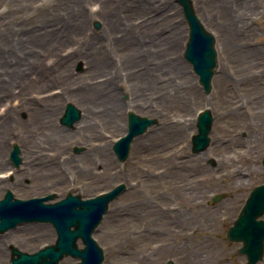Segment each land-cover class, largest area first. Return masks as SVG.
I'll return each mask as SVG.
<instances>
[{
	"label": "rangeland",
	"instance_id": "rangeland-1",
	"mask_svg": "<svg viewBox=\"0 0 264 264\" xmlns=\"http://www.w3.org/2000/svg\"><path fill=\"white\" fill-rule=\"evenodd\" d=\"M191 1L216 39L208 95L183 58L188 27L176 0H0V199L6 190L24 200L85 199L123 183L93 233L102 264L245 261L225 233L260 180L252 158L264 151V0ZM88 88L99 95L86 112L72 93ZM68 102L81 111L71 128L59 122ZM205 108L210 144L192 154ZM128 111L157 123L121 163L112 146ZM55 238L50 224H20L0 234V264H9L10 246L33 253Z\"/></svg>",
	"mask_w": 264,
	"mask_h": 264
},
{
	"label": "water",
	"instance_id": "water-1",
	"mask_svg": "<svg viewBox=\"0 0 264 264\" xmlns=\"http://www.w3.org/2000/svg\"><path fill=\"white\" fill-rule=\"evenodd\" d=\"M180 4L188 26V40L183 53L184 59L192 66L198 77L204 94L212 89V77L217 67V52L215 37L206 30L195 13L191 0H177ZM94 27H100L99 22ZM81 118V111L72 103L66 105L60 123L72 127ZM213 117L210 109L200 111L196 118L197 132L191 137V152L198 154L207 149L210 143L209 133ZM157 123L129 111L127 113V132L113 145V151L120 162L126 161L130 146L135 137L146 132L148 127ZM79 150V149H78ZM20 149L13 145L10 160L15 167L21 163ZM126 186L119 184L114 188L83 200L80 195L68 193L64 198L54 203H45L55 199L51 194L40 198L22 200L15 198L10 190L0 199V234L15 228L22 223H50L56 232L53 244L46 245L33 253L20 251L10 247L9 264H58L65 257L79 260L76 264H102L104 253L92 237L95 229L101 223L109 204L116 200ZM223 197L218 194L214 201ZM264 214V184L256 186L245 205L242 207L233 225L226 231V239L233 243H241L239 255H244L246 261L240 264H257L264 253V220H258ZM78 240L83 247L78 246ZM167 264H173L169 261Z\"/></svg>",
	"mask_w": 264,
	"mask_h": 264
},
{
	"label": "bare ground",
	"instance_id": "bare-ground-1",
	"mask_svg": "<svg viewBox=\"0 0 264 264\" xmlns=\"http://www.w3.org/2000/svg\"><path fill=\"white\" fill-rule=\"evenodd\" d=\"M131 79V78H130ZM131 81H132V79H131ZM96 91H97V93H96ZM68 95H71L70 94V92H68L67 93ZM72 95H74L79 101H81L82 103H83V105H85V111L87 112V111H89V108H88V106L86 105V103H88V101L89 100H91L92 99V96H97V95H99V93H98V90H97V88H92V89H85L84 91H81V92H79V91H75V92H73L72 93ZM114 96H115V99H117V94H114ZM46 100H43V101H41V102H45ZM47 101H56L54 98H51V99H48ZM53 112V108H51L50 109V113H52ZM83 115V114H82ZM112 118H114V117H112ZM112 118H110L111 120H109V122H112V121H114V119H112ZM116 121H114V123H115ZM87 125H88V122L86 121V120H84V122H83V126H81L80 128L82 129V128H86L87 127ZM91 151H93V152H91L92 154H94V155H96V153H100L98 150L96 151V150H91ZM27 152H29L30 153V150H28L27 149ZM5 182H6V180L5 179H0V187H1V185H4L5 184ZM28 229H30L29 227H22V228H20L17 232L15 231V232H11V233H9L7 236L10 238V239H13L14 237H16L17 238V235H18V233H22V232H27L28 231Z\"/></svg>",
	"mask_w": 264,
	"mask_h": 264
},
{
	"label": "flooded vegetation",
	"instance_id": "flooded-vegetation-1",
	"mask_svg": "<svg viewBox=\"0 0 264 264\" xmlns=\"http://www.w3.org/2000/svg\"><path fill=\"white\" fill-rule=\"evenodd\" d=\"M244 137H247L246 136V134L244 135ZM258 144L256 143V146H257ZM263 145L264 144H262V147H263ZM260 146H261V144H260ZM248 147V146H247ZM247 147H246V149H247ZM255 148V147H254ZM256 152L257 153H255V159H253L252 158V160H255V161H258L257 163H256V176H258V178H260V180L259 181H257L248 191H247V193H246V198L248 197V195H249V193H250V191H251V189L254 187V186H256V185H259V184H262V183H264V165H263V161H264V151H262L261 153H258V150H256ZM245 198V199H246Z\"/></svg>",
	"mask_w": 264,
	"mask_h": 264
}]
</instances>
